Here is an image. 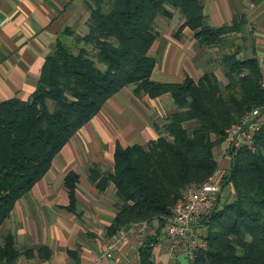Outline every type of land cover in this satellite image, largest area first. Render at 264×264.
I'll return each mask as SVG.
<instances>
[{"label": "trees", "instance_id": "16d2710c", "mask_svg": "<svg viewBox=\"0 0 264 264\" xmlns=\"http://www.w3.org/2000/svg\"><path fill=\"white\" fill-rule=\"evenodd\" d=\"M85 8L86 31L71 25L60 31L29 97L0 102V229L63 146L127 86L149 98L168 93L176 110L147 144L116 146L114 170L99 182L103 187L111 180L116 187L118 211L109 235L131 222H167L186 186L217 169L214 148L223 143L226 128L245 111L264 105L261 66L256 57L237 58L239 49L222 56L223 86L213 71L182 82L152 78L158 17L172 18L179 11L183 22L176 34L188 27L206 47L225 44L228 35L242 30V18L211 26L201 0H86ZM255 144L254 152L232 153L223 179L231 184L233 198L227 203L219 198L203 218L208 244L189 264H264V126ZM77 179L74 172L65 179L70 209L76 204ZM150 249L142 251L144 264H152ZM21 254L6 232L0 264H14Z\"/></svg>", "mask_w": 264, "mask_h": 264}, {"label": "crops", "instance_id": "0c3cea01", "mask_svg": "<svg viewBox=\"0 0 264 264\" xmlns=\"http://www.w3.org/2000/svg\"><path fill=\"white\" fill-rule=\"evenodd\" d=\"M85 1L0 0V102L13 97L27 99L35 90L42 65L54 50L60 31L77 22L85 27L88 17ZM201 3L205 20L211 26L231 24L234 18L244 21L241 31L227 36L230 42L221 46L225 52H221L222 48L218 52L221 59L236 47L237 58L256 57L263 69L264 0H201ZM181 18L182 23V14ZM180 24L175 28L174 37L183 46L185 38L195 37L188 27L177 35ZM178 44L168 46L160 70H156L158 56L152 46L150 53L156 58L154 80L182 82L187 77L197 80L206 72L205 63L195 66ZM131 87L110 98L63 146L42 179L15 203L2 225L5 233L13 234L16 246L23 251L14 264H97L96 259L105 251L107 240L123 228L108 234L118 211L116 187L111 180L103 187H99V182L114 170L117 145L147 144L165 124L168 115L165 111L176 110L168 93L149 98L136 95L135 86ZM223 146L224 141L214 148V157L222 154ZM230 162V157L225 155L217 165L223 177L229 173ZM70 172L78 176L73 209L69 208L70 196L65 185ZM226 185L230 189L224 194ZM232 198V186L225 181L220 200L227 203ZM167 245L166 222L153 220L143 229L130 233L127 241L103 264H144L142 251L148 246L152 264L190 263L182 253L171 257Z\"/></svg>", "mask_w": 264, "mask_h": 264}, {"label": "built area", "instance_id": "2783aa9c", "mask_svg": "<svg viewBox=\"0 0 264 264\" xmlns=\"http://www.w3.org/2000/svg\"><path fill=\"white\" fill-rule=\"evenodd\" d=\"M260 85L264 90V68L262 69ZM263 126L264 105L245 111L226 128L222 154L214 157L217 165L223 156L228 155L231 160L232 153L240 149L254 152L256 150L255 136ZM225 181L221 172L216 169L201 183L192 182L186 186L182 197L172 208L171 216L166 222L167 250L171 257L182 253L191 262L197 250L207 247L208 239L206 238L205 227L202 223L200 226L196 224L216 207ZM147 223V220L131 222L126 227L119 229L115 235L107 240L106 249L98 255L96 263L103 264L104 261L111 258L113 252L127 241L130 233L143 229Z\"/></svg>", "mask_w": 264, "mask_h": 264}, {"label": "rangeland", "instance_id": "374dc122", "mask_svg": "<svg viewBox=\"0 0 264 264\" xmlns=\"http://www.w3.org/2000/svg\"><path fill=\"white\" fill-rule=\"evenodd\" d=\"M181 14L178 12L174 13L172 18H165V17H158L155 23L156 26V30H158L159 32V36L157 37V40L155 41L156 43L154 44V50H156L155 52L157 53V59H158V67L156 70H160L161 69V63H162V56L165 53V51L167 50L168 46L170 44H178V40L176 37H174V32H175V28L181 23ZM75 29H77L79 32L84 33L86 31V26L84 27L83 25H79V23L77 22L74 25ZM85 28V29H84ZM84 29V31H83ZM229 38V37H228ZM226 38V42L225 44L229 43L230 41H228ZM185 41H183V46H181V51L185 52V55H187L189 57V60L193 63H196L195 66H198V64L203 65L205 63V71H215L214 73H217V78L219 79L221 85L223 86L225 84V78H224V68H223V64H222V59H221V54L218 53L220 52L219 50L222 48V53L224 51L225 47H219V46H210V47H202V46H198V43L196 41V39L194 38H190L189 40L187 38L184 39ZM193 40V41H192ZM187 41V42H186ZM191 41L193 43H191ZM225 44H221L222 46H225ZM217 47V48H216ZM184 48V49H183ZM234 50H238L236 47L232 48ZM225 52V51H224ZM227 53V52H226ZM210 58L208 59L209 61L206 60V58ZM203 58V60H202ZM207 62V63H206ZM193 68H198V67H194ZM196 75H198L196 73ZM128 90H130L132 87L127 86L126 87ZM126 92V90H125ZM126 94V93H123ZM174 109L176 108L174 105L172 106ZM172 108V109H173ZM167 109V108H165ZM169 111L171 112L172 110H170L169 108L165 111V115L169 114ZM231 164V162H230ZM221 165V164H220ZM229 170H230V165H229ZM225 177V176H224ZM230 189L229 185H226L223 189V192L225 194V192L227 193L228 190ZM202 223V221H200V224ZM203 226V225H202ZM205 226V224H204ZM5 234V230L3 228L0 229V243H2V237Z\"/></svg>", "mask_w": 264, "mask_h": 264}]
</instances>
